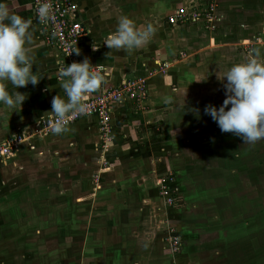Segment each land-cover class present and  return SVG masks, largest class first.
<instances>
[{"label":"crops","instance_id":"crops-1","mask_svg":"<svg viewBox=\"0 0 264 264\" xmlns=\"http://www.w3.org/2000/svg\"><path fill=\"white\" fill-rule=\"evenodd\" d=\"M72 1L79 7L77 19L89 29V36L79 46L78 61L87 58L92 68L105 69L107 84L91 97L137 78L147 80V96L141 105L126 100L111 106L112 141L106 146L102 144L97 119L86 117L68 126L67 132L34 136L21 144L13 156L0 159V264H10L8 197L13 188L4 180V175L8 169L5 166L15 163L16 170H24L29 180L19 191L33 184V192L38 189L39 195L45 199L48 196V206L55 207L58 201L56 183L54 189L53 184L38 187L30 184L33 169L39 172L42 164L48 167L45 170L54 171L52 175L62 168L70 176L62 200L71 209L66 213L70 222L79 219L81 227L86 228L80 232L84 238L81 264H169L163 232L167 223L158 194L161 179L175 172L179 184L174 181L172 187L178 192L180 202L183 196L185 200H192L187 204L193 202L194 207L197 202L204 204L199 197L205 175L209 174V179L216 169L225 177L232 172L237 174L239 181L235 179L232 185L243 183L239 195L242 201L264 198L260 177L264 171V139L255 144H245L241 139L235 141L237 136L222 133L204 113L206 105L222 104L225 95L221 79L233 64L248 59L251 48H258L261 52L258 59L264 60V0H219L215 31L207 30L201 23L185 26L167 23L169 16L180 8H190L194 0ZM206 1L200 0L199 5ZM16 2L20 5L18 14L31 22L32 41L28 47L35 59L33 71L38 70L37 76L42 78L35 86L28 84L15 89L26 96L21 108L18 106L11 112L0 106V144L10 137L30 136L52 117V98L64 97L58 76L62 56L45 44L31 0ZM121 16L129 17L137 25L154 26L155 32L143 49L126 53L104 45L106 38L115 32ZM164 18L165 22L161 23ZM8 87L13 91L11 85ZM245 156L246 168H232L233 163H239ZM52 158L64 163L51 167ZM217 179L211 182L218 184ZM26 200L21 206L40 207L38 201ZM77 207L80 215L73 219V208ZM207 207L208 214L198 213L196 220H203L219 239L220 245L217 241L213 244L217 245L215 255L220 258L223 253L233 260L244 255L243 250L233 249V244L244 237V230L239 229L229 237L227 220L221 217L229 215V207L224 206L225 214L224 208L219 213L215 206ZM31 216L29 220L40 223V213ZM48 216L51 220V215ZM175 229L179 230L182 240H188L183 223ZM34 236L37 235L33 232ZM208 247H197L201 262L206 261L204 250ZM185 256L181 252L174 262L186 264Z\"/></svg>","mask_w":264,"mask_h":264},{"label":"rangeland","instance_id":"rangeland-1","mask_svg":"<svg viewBox=\"0 0 264 264\" xmlns=\"http://www.w3.org/2000/svg\"><path fill=\"white\" fill-rule=\"evenodd\" d=\"M160 22L164 23L165 18L160 20ZM239 140L240 138L237 137L235 141ZM226 153L229 155V152ZM249 156L251 157L250 154ZM245 158L246 156L240 158L239 163H233L232 168L236 167L234 169L238 170H240L241 166L242 168H246L248 161H244ZM46 163L47 162H44V164ZM62 163H64V160L52 158L51 167H57L60 164L62 165ZM10 166L13 167L10 168ZM211 166H213V164ZM5 167L8 169L5 170L4 180L13 188V191H10L8 197V233L10 234L8 236L11 241L8 249L10 264H17V260H22L21 264L24 262L26 264H33V262H35V264H81L82 254L80 251L84 238L80 236V232L86 228L81 227L82 224L79 219H76V216L79 218L80 215L78 207L73 208V219H76V221L70 222L72 220L67 217L66 213H69L71 209L65 207L64 200H62L66 196L64 186L66 180L70 178V176L62 168H58L59 170L55 171L52 175L50 173L54 171L45 170L44 168L48 167L42 164L40 165L39 172L33 169L31 176L32 182L30 184L35 183L36 187L53 184L54 189L56 183L55 194L58 201L54 207L52 205L48 206V196H46L45 199L42 197L43 195H39L38 189L36 192H33V184L19 191L20 187H22L23 184H27L29 180L24 170H16L18 168L16 163L14 165L8 164ZM172 173L174 181L176 184H179L176 173ZM242 174L245 175L244 173ZM208 175L209 174L205 175L206 181L202 184L203 188L201 187L202 196L199 197V199H203L202 202L204 204L199 205L197 202V206L195 207L193 206V202L187 204V202L192 200H185L182 195L181 198L183 202H180L177 191H175L174 196L177 199L178 205L172 208L168 207L160 196V188L158 187L159 198L163 202L162 215L167 223L163 232L166 237V247L164 246V248H166L165 252H168V256L170 257L169 264H174L175 259L170 250L168 230L174 229L179 235V230L177 231L175 228L177 225H182V223L183 227H185V239L188 240H182L181 238V247L178 255L184 251L187 259V261H185L186 264H264V198L263 200L244 199L242 201L239 195L243 183L238 182V184L233 187V181H235V179L239 181L237 174L233 175V172L225 177L222 176V172L219 169H216L214 175H210L209 179L207 178ZM0 177L2 178L1 175ZM216 177H218V184L211 182V180ZM260 177L263 179L262 182L264 183V171ZM92 179L91 176L90 180ZM52 190V194H49L51 195L50 197L54 194ZM26 199L38 201L40 207L30 208L21 206L23 202L25 203L27 201ZM51 202L53 201L51 200ZM207 205L215 206L219 213H221V209L224 208V214V206L229 207V215H222L221 217L227 220V232L229 237L232 236L230 234L237 232L239 229L244 230V237L233 244V247H235L233 249L237 248L243 250L244 255H240L234 258V260L230 255H225L223 253L220 258L215 255L214 252L218 253L217 245H220L219 239L216 238L205 223L203 224V220H196V218H198V213L202 216L208 214L207 210L209 211V207H207ZM30 209L34 211H29ZM38 213H40L41 216L40 223H37L39 222L37 220H29L32 218L31 215H36ZM48 215H51V220H48ZM25 219H28V221H25ZM33 232L34 235L37 236L32 237ZM23 234L24 238H22ZM216 241L217 245L215 244L216 246L214 247L213 244ZM16 242L18 245L15 244ZM12 243H14V245H12ZM199 245L210 246L205 249L206 251L204 250V253L207 252L206 261L201 262L202 256L200 254V257L197 255V247ZM38 248L39 251L37 252L36 250ZM33 249L35 251H33ZM229 249L230 248H225L226 251H229ZM179 257L182 256L180 255ZM32 258H34L33 261ZM230 260H233L232 263H230Z\"/></svg>","mask_w":264,"mask_h":264},{"label":"clouds","instance_id":"clouds-1","mask_svg":"<svg viewBox=\"0 0 264 264\" xmlns=\"http://www.w3.org/2000/svg\"><path fill=\"white\" fill-rule=\"evenodd\" d=\"M20 5L16 0H0V106L11 112L26 96L15 89L28 84L37 85V71H33L34 55L28 45L32 41L31 22L18 14ZM52 15L51 6L44 2L37 8V19L43 23ZM155 32L151 23L137 25L127 16H121L114 33L104 45L110 50L132 53L143 49ZM79 55L78 51H73ZM261 52L251 48L248 59L233 64L223 78L225 99L219 107L206 105L205 115L217 124L222 133H232L245 144H255L264 139V60L258 59ZM90 61L73 62L58 69L60 88L64 97L56 95L51 101L54 123L53 134L67 132L69 116L85 115V97H91L107 84L100 72L94 71ZM11 85L13 91L9 90ZM66 97V99H65Z\"/></svg>","mask_w":264,"mask_h":264},{"label":"built area","instance_id":"built-area-1","mask_svg":"<svg viewBox=\"0 0 264 264\" xmlns=\"http://www.w3.org/2000/svg\"><path fill=\"white\" fill-rule=\"evenodd\" d=\"M44 2L51 6L52 15L48 21L41 23L37 19V8L40 3ZM199 3L200 0H194L190 8H180L167 18V23L170 26L201 23L207 30L215 31L219 22L217 13L219 0H207L202 6ZM31 6L36 23L42 31L45 44L57 50L62 56L60 67L79 62L77 54L73 51H78L81 42L89 36V29L85 23L77 19L78 5L72 0H31ZM93 70L100 72L102 75L105 72L102 66L93 68ZM146 96V79L137 78L131 81H123L117 86L107 88L97 97H85L83 102L87 105V113L85 115L69 116L67 118V127L82 118L94 117L98 121L102 144L106 146L112 141L111 106L126 100L131 101L135 105H141ZM54 122L53 117L47 118L30 136L18 135L10 137L6 142L0 144V159L13 156L21 144L29 142L34 136L53 134L51 126ZM173 182V175L169 174L158 183L160 196L170 208L178 205L174 196L175 189L172 187ZM168 231L170 250L175 259L181 247V237L174 229ZM174 264L177 263L174 262Z\"/></svg>","mask_w":264,"mask_h":264}]
</instances>
